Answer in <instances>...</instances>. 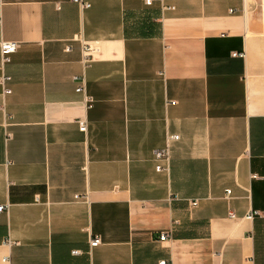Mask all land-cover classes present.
I'll use <instances>...</instances> for the list:
<instances>
[{
	"label": "crops",
	"instance_id": "0c3cea01",
	"mask_svg": "<svg viewBox=\"0 0 264 264\" xmlns=\"http://www.w3.org/2000/svg\"><path fill=\"white\" fill-rule=\"evenodd\" d=\"M85 1L0 0V264H264V0Z\"/></svg>",
	"mask_w": 264,
	"mask_h": 264
},
{
	"label": "built area",
	"instance_id": "2783aa9c",
	"mask_svg": "<svg viewBox=\"0 0 264 264\" xmlns=\"http://www.w3.org/2000/svg\"><path fill=\"white\" fill-rule=\"evenodd\" d=\"M75 4H78L81 8H88L90 7V4L86 2L85 0H72ZM144 2L147 5H150L152 2L151 0H144ZM17 42L13 41H0V71H2L1 76H0V85L4 86L3 92L4 93H10L11 89L5 84L10 80V76L5 73L4 66L11 61V56L12 53H14L17 49ZM66 50H69L70 47L67 45L65 47ZM97 50V41L96 42H88V41H81V52H82V64L83 66H88V64L93 60L94 54L96 53ZM233 56H243V53H237L233 52ZM74 80L78 82V86L76 87L77 92H82L83 94V100L85 103V106L88 107L89 104L91 103V98L90 96L86 93V84H85V78L84 75L81 76H74ZM169 104H175V101H168ZM78 129L79 131L83 132L86 129V119L82 118V120L78 121ZM178 138L177 135H168L166 137V142L170 140H176ZM154 159L158 162L155 166L156 171H164L167 170L168 168V163H169V147L168 145H165L163 148L155 149L153 152ZM164 161V163H163ZM226 195L228 196L231 191L230 189L225 190ZM75 198H79V196L75 195ZM86 199L88 196L85 194ZM195 204V202H193ZM7 206L8 205H0V212H5L7 211ZM262 211L260 212L259 210H253L248 212L245 217L248 219H253L254 217H261ZM229 216L234 217V212L232 210L229 211ZM168 236L167 232H161L159 234V240L163 241L166 239ZM9 242V241H8ZM90 243V248H93L95 246H98L100 244V238L98 236H93L89 240ZM77 252V251H74ZM3 262L7 261V257L2 258ZM165 260L161 261L160 264H165Z\"/></svg>",
	"mask_w": 264,
	"mask_h": 264
}]
</instances>
